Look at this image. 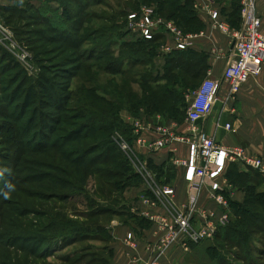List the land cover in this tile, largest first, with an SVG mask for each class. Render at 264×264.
<instances>
[{
	"label": "rangeland",
	"instance_id": "rangeland-1",
	"mask_svg": "<svg viewBox=\"0 0 264 264\" xmlns=\"http://www.w3.org/2000/svg\"><path fill=\"white\" fill-rule=\"evenodd\" d=\"M33 1L21 0V2H17L14 7L16 10L12 16L9 14L1 16L0 14V25L7 29L12 41L26 56L27 62L26 66L23 65L6 47L0 45V264H64V262L55 260L53 256L73 257L70 264L75 261L76 264H110L112 262L110 246L113 242L110 227L115 222L120 224L131 223L132 218L130 214L117 216L120 215L118 211L121 210V204L124 203L122 202L124 194L122 196V193H115V190L109 188L106 183L123 180L128 176H125L128 171L122 160L114 161L110 159L111 161L109 160L108 163L100 157L98 160L100 165L96 167L97 169L91 163L89 167L90 170H98L99 175L91 174L92 177H90L91 171L81 164L84 161L82 158L85 157L84 152L86 149L98 144L102 152L106 153L109 137L112 138L114 145L118 147L117 141L125 134L120 132L119 128L115 129L116 132L102 130L97 137L82 141L74 140L75 135L71 134L75 131L80 134L84 128L87 129L82 131L83 134L89 132L88 129L92 122L90 118H85L86 116L94 118V114L116 112L119 107L121 108L119 118L114 116L113 119L109 120L118 123L117 120L119 119L124 128L128 127L130 130L132 128L131 124L142 116L146 117L147 121L157 116L162 117L164 122L173 120L171 114L167 111L162 112L163 114L150 111V114H148L141 107L131 110L127 105L119 107L116 105V102H121V100L128 104L129 100L141 101L142 97L146 98V96L148 97L147 101L151 97L154 98L155 103L163 101V96L155 89L157 85L166 86L170 91L175 89L183 96L184 102L187 104L185 117L180 121H171L173 124L186 122L188 104L195 90L206 79V74L199 79H193L195 70L190 71V74L176 71L175 74L186 76L185 83L178 78L179 84L176 86V80L173 79L161 83H158V81L150 85L153 90L150 89L152 92L147 93L145 92L146 87L136 83L137 76L135 73L112 74L113 63L119 61L121 63L122 61L119 58L129 57L132 50H139L138 53L147 52L151 59L150 63L147 58L148 61L146 64L144 63V67H137L140 68L137 73H144L146 67H148L156 75L155 79L161 80L159 78L165 74L167 67L170 66L169 59L178 53L172 51L175 48V41L181 37L192 45L191 40L195 36L194 33L198 32L199 28L184 24L187 18L192 17V10H195L196 6L206 8L205 10H218V6H222L225 2L228 5L226 13H230L233 7L239 5V0H173L178 6L189 2L183 10H177L169 6L160 7L158 4L145 3L143 0H71L68 5L70 13L76 14L77 18L69 20L71 23L70 30L74 32L73 41L70 42V45L77 48L67 46L61 40L55 39V35L37 22L39 16L32 10ZM60 1L64 4V0ZM94 2L95 4L92 5ZM86 5L87 7L84 8ZM44 12L49 11L44 9ZM121 12L124 13V21H121L124 28L114 33L118 37L113 40L102 37L99 30L103 26L120 20V17L117 19L116 17ZM147 13L152 15L153 20L157 23V33L162 37L158 40L155 38L154 40H157L155 43L144 48L145 46L140 44L146 41L140 36L139 31L142 28L141 17ZM221 17V21L228 24L223 14H221ZM8 18L11 21L7 23L6 19L8 20ZM130 18L134 19L135 28L130 33H125L126 23L129 25ZM236 18H233L234 21H236ZM107 21L110 23L108 24ZM235 26H238V24H235ZM41 36L43 37L41 38ZM137 43L139 45L131 49ZM5 44L8 46L9 41H6ZM100 47L104 48L103 53L97 49ZM165 49L166 52L164 53L163 50ZM2 51L8 55L3 54ZM82 64L84 66L81 68ZM91 65H95L97 68H88ZM43 66L49 69L51 72L49 75L41 70ZM59 72L63 74L60 77L58 76ZM44 79L48 80V82L46 81L47 84L54 85L56 90L62 94L61 101L58 100L57 102L60 107H55L56 111L54 110V112L61 114L63 121L66 122L54 136L59 138L60 141L64 136H69L67 146L65 148L58 147L59 150L65 152L69 162L63 160L62 154L55 150L48 152L41 150L39 152L44 147L40 135L43 133V129L40 127H36V132L27 134L26 123L31 117L32 110L30 109L26 115L23 114L21 104L24 97L22 92L31 85L38 86L39 82ZM127 79H131V82H128ZM18 88L20 91H18ZM127 91L133 92L132 98L128 97ZM65 98L71 99L67 102ZM138 98L139 100H136ZM176 100L177 102L172 101L170 104L175 106L180 102L178 99ZM40 103V100L34 102L37 107H40ZM9 115L12 116L13 121L6 119ZM78 116L80 117L78 118ZM19 119L21 120L19 121ZM97 124L104 126V122H98ZM122 124L121 128L123 127ZM7 129H13L19 134L16 137L20 145L18 150L21 155L26 152L24 150L30 148L32 143H34L36 150L35 154L22 156V163L12 169H9L6 157L8 155L13 156V149L17 147L15 145L12 149L13 145L8 141L10 136ZM129 136L131 137V132ZM90 153L91 157L89 158L91 160L98 155L96 148ZM248 153L250 152L248 151ZM123 155L134 172L137 171L136 168H142L139 164H143V159L138 154L126 155L123 153ZM89 158L88 160H90ZM44 161L57 166L62 172L58 175L53 174L54 177L77 188L68 191L69 198L67 202L47 200L48 197L45 195L52 193V190L48 191L50 178L47 175L51 170L38 168L31 163L37 162L38 164ZM73 164L81 169L80 173L75 170V166L72 167ZM26 165L29 167H25ZM184 168L186 170V167ZM108 172L111 175H108ZM151 174L153 177L152 182L154 181L156 186L162 188L164 185L158 182L160 180L157 181L158 176L154 175L153 172ZM83 175L87 177L85 182L81 179ZM140 180L143 183L151 181L143 178H140ZM234 183L237 186H243L247 191L249 190L245 196V205L249 206L252 216L238 219L234 213H230L228 223L222 228L234 225L232 229L235 234L231 238L228 237L227 241H223L222 236L225 234L222 231L219 238L214 236L211 237V240H205L197 245L190 246L188 255L182 256L180 254L179 261L183 259L182 264H220V262L222 264H264V187L260 186L259 181L251 171L248 173L246 180ZM39 186H44L43 191L38 189ZM98 191H103L105 195L102 196ZM204 191L206 190H201L199 194L198 208L205 210L209 208L200 206V199ZM40 194L45 195H43V198H39ZM257 195H259L258 200L255 201L253 197ZM106 208H111V213L88 217L92 212H98L100 209ZM202 223V221L195 223V228L200 229ZM151 225L157 229L155 224ZM204 229L208 230L207 228ZM198 232L201 234L203 229ZM35 235H39L42 239V244L39 246H43L35 248V251L41 254L42 259L29 260L27 254H18L17 252L21 247L26 248L28 252L32 246V241L25 238H32ZM81 236H85L88 240L68 246L70 242ZM126 245L131 253L135 252V248H131L127 240ZM149 246H151V243ZM177 246L178 243L169 251L167 264L174 261L176 253H184ZM135 247L137 249V243H135ZM208 247L218 248L219 258L209 260L206 255ZM50 255H52L51 258ZM82 258H84L82 262L77 261L82 260Z\"/></svg>",
	"mask_w": 264,
	"mask_h": 264
},
{
	"label": "built area",
	"instance_id": "built-area-1",
	"mask_svg": "<svg viewBox=\"0 0 264 264\" xmlns=\"http://www.w3.org/2000/svg\"><path fill=\"white\" fill-rule=\"evenodd\" d=\"M195 8L197 9L198 6ZM207 14L214 27L229 36L233 47V58L224 70L221 81L206 78L193 93L186 110L187 131L179 133L176 124L173 122L164 124L163 118L157 116L154 118V132L157 138L149 140L146 137V132L150 129L151 123L149 124L150 121L142 116L131 124V139L128 140L123 136L117 141L120 150L126 155H134L135 147L155 153L173 144L188 146V160L178 159L175 161L176 166L186 167L185 176L190 184L189 201L183 209L169 210L165 201V198L169 199L176 195L175 187H158L150 183L153 177L148 166L143 163L139 164L142 168L135 167L141 178L151 180L147 182V191L151 195L143 196L140 204L135 206L134 211L142 215L151 224H155L159 233L157 241L147 247L149 257L146 264H165V260L169 259V251L177 243V247L184 251L182 256H185L188 254L190 246L211 240L216 236L217 231L228 223L231 208L226 199V187L221 183V180H223L231 164H238L264 175V160L262 158L249 154L240 145L228 147L219 144L197 123L208 120L213 114L223 82L229 86L227 103L235 104L241 89L250 80L259 77L262 73L264 35L262 33V20L257 12V0H240L241 25L236 30L230 29L225 21H221L222 17L219 10L207 9ZM141 19L140 36L145 41H153L159 34L156 28L157 23L148 13L142 15ZM126 26V31L130 33L135 28L134 19L130 18L129 25L127 23ZM0 33L2 34L0 45L6 47L17 60L26 66V56L12 41L7 29L1 25ZM6 41H9L8 46L5 44ZM174 47L173 52H184L189 50L191 45L187 40L180 37L175 41ZM163 52L165 53L166 49ZM217 127L220 128L219 123H217ZM224 129L232 131L233 127L226 124ZM205 187L210 191L211 201L221 208L222 212L198 208L199 194ZM161 208L165 210V213L156 211ZM201 221L203 222L202 227L196 229L195 223ZM202 229L203 232L200 234L198 231ZM135 241V235L129 233L127 242L133 249L135 248ZM182 261L173 264H182Z\"/></svg>",
	"mask_w": 264,
	"mask_h": 264
},
{
	"label": "trees",
	"instance_id": "trees-1",
	"mask_svg": "<svg viewBox=\"0 0 264 264\" xmlns=\"http://www.w3.org/2000/svg\"><path fill=\"white\" fill-rule=\"evenodd\" d=\"M40 1L42 3L39 7L32 5L33 12L35 11V14L39 16V18H37L38 19L37 22L40 23L42 26H44L48 31H50L51 34L55 35V37H54L55 39L61 40L67 46L70 45L71 44L70 42L73 41L72 38L74 36V32H71V30H70L69 26L71 25V23L69 22V20L77 18L76 14L70 13L71 11H70V8L68 5L71 3V0H64V4L60 0H53L54 2H57L59 4V8H56V9L53 7H50L47 4L48 0H40ZM72 1H75V0H72ZM143 1L145 3H149V4H156V5L158 4L160 7L169 6L172 8H176L177 10H183L184 7H186L185 5L189 4V2H186L185 5L180 4L178 6L176 4V2L173 0H143ZM94 4H95V2L92 3V5H94ZM86 7H87V5L84 6V8H86ZM44 9H46L49 12H44ZM15 10H16L15 8H2V9H0V14H1V16H3V14H9L12 16L14 14ZM238 11H239V6H235V7H233L232 11L230 12V14H231L230 17L231 18L237 17L236 18L237 21H239ZM69 13H70V15H69ZM48 14L50 15L49 17H47ZM117 18H119L120 20H116L113 23H110L107 21V23L108 24L110 23V24L103 26V28H101V30H99V34L102 37H106V38L108 37L111 40L116 39L118 37V36H115L114 33L117 30H119V29L121 30L124 28V26H123L124 24H123V22H121V21H124L123 20L124 19V13L123 12L119 13L118 16L116 17V19ZM181 20H183V19H181ZM6 21L8 23L11 21V19L8 18V20L6 19ZM57 21L59 22L58 24L56 23ZM239 28H237V29H239ZM125 33H128V32L125 30ZM42 37L43 36H41V38ZM87 38H88V36H87ZM87 38H86V41H87ZM157 40H154L151 42L150 41L141 42L140 45H144L145 46L144 48H147L149 46V44H153ZM138 45L139 44L137 43L136 46L132 47L131 49H134ZM99 46H101V45H99ZM71 47L77 48L76 46H71ZM97 49L102 51L104 48L100 47ZM138 51L139 50H132L129 54V57H124V58L120 57L119 59L122 62L120 63V61H119L118 63L117 62L113 63V66H112L113 69H111L112 70L111 72H113L112 74H119V75H125L127 73H135V75L137 76V78H136L137 82L136 83L142 84L144 87H146L145 92H147V93H151L152 92L151 90H153V87L150 85H153L158 81H159L158 83H161L162 81H168L170 79H173V80H176L175 86L177 84H179L178 83L179 80L181 82L185 83L186 82V76L182 75V74H175L176 71H181L182 73L190 74V71L195 70L196 72L193 76V79H199L200 77H202V75L206 74L207 65H206L205 56H203L201 54L191 53V52H178L175 54V56L173 58L169 59V65L170 66L167 67L165 74L161 78H159L161 80H157V79H155L156 75L148 67H146V71L144 73H137L138 69H140L137 67H139V66L144 67V63L146 64L148 59H149V63H150V60H151L147 52L146 53L145 52L144 53L143 52L138 53ZM2 52H4V51H2ZM101 53H103V51ZM3 54L8 55L6 52H4ZM85 58H86V56H85ZM83 66H84V64L81 65V68ZM95 67L97 68V66H95V65L88 66V68H90V69H94ZM41 70L47 72L48 75H49V73H51L49 71V69L47 67L45 68L44 66L42 67ZM61 71H63V70H61ZM61 75H63V74H61V72H59L58 76L60 77ZM127 80H128V82H131V79H127ZM46 81L48 82V80H46V79L41 80L39 82L38 86L31 85L29 88H27L25 91L22 92V95L24 97L23 102L21 104L22 105V107H21L22 111H24L23 114L26 115L30 109L32 110L31 117H30L29 121L26 123L27 134L36 132V127H40L41 129H43V133H41L40 135H41V139L44 143L43 144L44 147L42 146L43 148H41L39 150V152H41V150H44L47 152L50 150H55V151L60 152L62 154L63 160L69 162L68 157L65 156L66 155L65 152L62 150H59V148H58L60 146H62L63 148H65L67 146V140H68L69 136L68 137L64 136V138H62V141H60L59 138H55V136H54L63 127L62 125H65V122H66V121H63V116L61 114H58V112H54L55 107H60L59 106L60 104L57 102H58V100L61 101L62 94L56 90L54 85L47 84ZM132 82H134V81L132 80ZM155 89L157 90V92H159L163 96V98H164L163 101H159V102L155 103L156 101L152 97H151V99H149V101H147L148 97L146 96V98L142 97L141 101H130L129 100L128 104L124 103L121 99H119V100H121V102H116V105L118 107L122 106V105H127V107L128 108L130 107L131 110H136V109H139V107H141L144 109L143 111L145 113H148V114H150V111L151 112L155 111L159 114L160 113L163 114L162 112L167 111L168 113L171 114V118H173V120H175V121H180V120L184 119L185 108H186L187 104L184 102L183 96H181V94L178 91H176L175 89L170 91L169 88L166 86L157 85ZM18 91H20L19 88H18ZM132 94H133V92L127 91V95L129 98L133 97ZM38 96L40 99L38 98ZM165 96H166V99H165ZM70 99L71 98H65V100L67 102L70 101ZM176 99H178L180 101L178 104H175V106L170 104V102H172V101L177 102ZM39 100L41 102L40 107H37L34 104V102L35 101L39 102ZM136 100H139V98ZM120 112H121V108L119 107V109H117L116 112H109V113H103V114H98V115L94 114L93 115L94 118H91L92 116H86L85 118H90V120L92 122L91 125L89 124L90 125V127L88 129L89 132H87L86 134H83L82 131L87 129V128H84L80 132V134L77 133L78 131H75L71 135H73V136L75 135L74 140L82 141V140L92 139L93 137H97L98 135L101 134L102 130L103 131L104 130L115 131V129L119 128V131L122 132L123 134H125L124 137H126V139L129 140V139H131L129 134L131 132V136H132V130H130L128 127L124 128L123 124L121 123V121L119 119L117 120V121H119L118 123H115V122L109 120V119H113L114 116L116 118H119ZM39 117H40V119H39ZM79 117L80 116H78V118ZM78 118H76V119L78 120ZM6 119L13 121V118L11 115L7 116ZM20 120L21 119H19V121ZM98 122L99 123L104 122V126L102 127L101 124H97ZM121 124L123 126L122 128H121ZM7 130L9 132V136H10V138H8V141H9V143H11L13 145L12 149L14 148L15 145L17 147L15 149H13V151H14L13 156L8 155L6 157L8 160L9 169H12L13 167H15V168L18 167L20 165V163H22V161H23L22 156L25 157L26 154H35L36 150H35V145H33L34 143H32V145L30 144V148H28V150H24L26 152L21 155L19 153V150H18L19 149L18 147L20 145H19L17 137H16V136H19V134L17 132L13 131V129H7ZM109 139L110 140H108L109 143H108V149H107L106 153L102 152V149L100 146H98V144H97V146H96V144H94L93 145L94 147L92 146V147L86 149L84 152L85 157L82 158V159H84V161L82 162L81 165L82 166L84 165L87 168V170H90L91 169V168H89L90 163L93 165V167H95V169H97L96 167L98 165H100V161H98L100 159V157H102L108 163L111 161L110 159H113L114 161L122 160L124 167H126V170L128 171L125 174V176L126 175H128V176L126 178H124L123 180H120L117 182L109 181L106 184L109 186V188H113L115 190V193H122V196H123V194L125 193V191L128 188L136 187L137 185L140 184V182H141L140 178L141 177L136 172H134L133 168L131 167V165L126 160L125 156L123 155V152H121L119 146L117 147L114 145L111 137H109ZM2 145L3 144L1 143V146ZM95 148L97 149L98 155L96 156V158L91 160L89 158V157H91L89 154H91L90 152L94 151ZM12 149H11V151H12ZM99 155H102V156H99ZM105 155H107V156H105ZM88 158L90 160H88ZM96 161H98V162H96ZM31 163L33 166L36 165L38 168H42V169L45 168L46 170H49V171L51 170V172L47 173V175L50 178V182H49L50 186H48V191L52 190V193L50 195L40 194L39 198H43L44 197L43 195H45L46 197H48L47 200H58L61 203L67 202V200L69 198L68 191L76 190L77 188L72 186L70 183H68L66 181H61V180H59L53 176V174L54 175L62 174L60 169L57 166L52 165L51 163L46 162V161L40 162L38 164H37V162L36 163L31 162ZM74 163L76 164L75 161H74ZM75 164H73L72 167H74ZM28 165H26L25 167H29ZM74 168L78 173H80V171H81L80 168H77L76 166ZM153 169H154V171H153ZM149 170L153 173H155L156 171H158L160 173L162 172L161 168H156L155 166H152V164L149 166ZM90 171H91V173L89 174L90 177H92L91 174H94L95 176L99 175L98 170L92 169ZM107 174L111 175L110 172H108ZM247 177H248V174H246V175L245 174H239L235 170L234 174L230 176V179L234 183L237 181L241 182L243 180H246ZM86 178H87L86 175L81 176V179L83 180V182L86 181ZM234 184H236V183H234ZM38 189L43 191L44 186H41V187L39 186ZM64 192L65 193L67 192V193L62 194ZM98 192H100L102 196L105 195V193L103 191H98ZM248 192H249V190H248ZM258 197H259V195H257L256 197H253V198L256 201V200H258ZM226 199L228 201L230 208L232 209V212L235 214V216L238 219H240L241 217H243L245 219V218H249L250 216H252L251 212L249 211L248 205H240V204L230 200L227 196H226ZM122 202H124V198L122 199ZM111 210H112L111 208H106V209H102V210L100 209V211H98V212H92L90 214V216H88V217L108 213ZM114 210H116V209H114ZM125 210H126V206L123 203V204H121V210L118 211L120 215H117V216H121V214H124ZM233 226L234 225H230L229 227L227 226V227L222 228V229L220 228L217 231L216 238H219V234L221 235L220 232L223 231V233L225 235L222 236V240L227 241L228 237L231 238L235 234L233 232L234 230L232 229ZM52 235H54V234H52ZM25 239L32 241V246L29 248L28 252L26 251V248L21 247L17 253L18 254H27L29 260H31V259H34V260L42 259V257H40L41 254H39V252L37 253L35 251V248H37V247L40 248L43 246V245L39 246L40 244H42L41 237L39 235H35L32 238L30 237V238H25ZM86 240H88V239L85 238V236H81L80 238H76L75 240L70 242L68 246L70 247L76 243L84 242ZM20 242H21V237H20ZM219 253L220 252H219L218 248L208 247L206 250V255L208 256L209 260L213 259V258L214 259L219 258ZM49 257L51 258L52 255H50ZM53 257L55 258V260H57L59 262H64V264L72 263V258H73V257H69V256H67V257L66 256H60V257L59 256H56V257L53 256ZM20 258L22 259V257H20ZM24 259H26V258H24ZM83 259L84 258H82V260H77V261L82 262ZM8 263H10V262H8ZM10 264H15V263H10ZM73 264H76V261L73 262ZM110 264H112V262ZM220 264H222V263L220 262Z\"/></svg>",
	"mask_w": 264,
	"mask_h": 264
},
{
	"label": "crops",
	"instance_id": "crops-1",
	"mask_svg": "<svg viewBox=\"0 0 264 264\" xmlns=\"http://www.w3.org/2000/svg\"><path fill=\"white\" fill-rule=\"evenodd\" d=\"M19 1L21 2V0H0V9L14 8ZM41 3L40 0L33 1V5L37 7H39ZM47 4L55 9L59 8V4L53 0H48ZM227 6V3L224 2V4L218 6L217 9L228 21L227 25L230 29L236 30L241 25L240 0L238 5L239 21H234V19L230 17L231 14L226 13ZM257 12L262 20V33L264 35V0H257ZM191 15L192 17L187 18L186 21L184 20L185 22L183 21L184 24L188 26L192 25L199 29L198 32L194 33L195 36L191 40L192 45L190 49L184 52L205 56L207 65L205 78L221 81L224 70L233 58L231 40L229 36L214 27L207 14V10L204 8L198 7L195 10L193 9ZM49 16L48 14L47 17ZM235 24H238V26H235ZM1 35L0 33V36ZM161 37V35H158L156 38L160 39ZM228 93L229 86L227 83L223 82L213 114L208 120L201 122L202 124L199 123L201 128H203L208 135L213 136L219 144L228 147L240 145L248 150L250 152L249 154L258 156L264 160V66L261 75L250 80L241 89L235 104L227 103L226 99ZM170 122L172 121H165L164 124H169ZM217 123L220 124V128L217 127ZM149 124L151 126L146 132V137L149 140H154L157 138L154 132V118L150 120ZM175 124L178 127L179 133H185L187 131L188 124L186 122L183 124ZM226 124L232 125L233 130H225L224 127ZM134 151L143 159L142 163L148 166V168L151 164L156 168H161V173L158 171L155 172L156 174L154 173V175L158 176L157 181L160 180L158 181L160 184L176 188V195L174 197L169 199L165 198L169 206L168 209H183L189 201L190 184L186 180L185 168L176 166L175 161L178 159L188 160V146L185 144H173L155 153L144 151L138 147H135ZM235 170L239 174L245 175L250 171L253 172V175L256 176L261 187H264V175L238 164H231L228 167L223 180H221V183L226 187V196L233 202L245 205V196L248 194L247 189L243 188V186H237L230 179V176L234 174ZM152 183L154 185L156 184L154 181ZM147 189V183L140 182L139 185L128 188L124 193V205L126 206L124 214H130L132 222L127 224L115 222L110 227V233L111 236H113V242L110 246L112 264H146L149 257L147 247L150 243L156 242L159 237L157 229L142 215L134 211L135 206L140 204V200L143 196L151 195V193H148ZM204 189L206 191L202 192L200 206H207L209 210L217 209L222 212V209L211 201L209 189ZM156 211L165 213L163 208L157 209ZM230 213L233 214L232 209H230ZM129 233L135 235V243H137V249L135 247V252L132 253L126 245ZM180 254L182 253H176L174 261L169 264L178 263ZM182 260L183 259L180 261ZM168 261L169 259H166L165 264H167Z\"/></svg>",
	"mask_w": 264,
	"mask_h": 264
},
{
	"label": "water",
	"instance_id": "water-1",
	"mask_svg": "<svg viewBox=\"0 0 264 264\" xmlns=\"http://www.w3.org/2000/svg\"><path fill=\"white\" fill-rule=\"evenodd\" d=\"M197 123H200V121H198Z\"/></svg>",
	"mask_w": 264,
	"mask_h": 264
}]
</instances>
